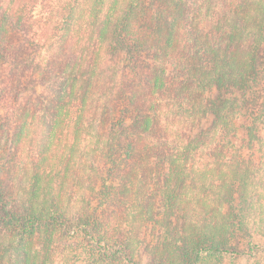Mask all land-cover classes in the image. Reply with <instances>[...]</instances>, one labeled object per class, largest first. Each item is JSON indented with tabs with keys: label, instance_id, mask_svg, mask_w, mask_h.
<instances>
[{
	"label": "trees",
	"instance_id": "16d2710c",
	"mask_svg": "<svg viewBox=\"0 0 264 264\" xmlns=\"http://www.w3.org/2000/svg\"><path fill=\"white\" fill-rule=\"evenodd\" d=\"M263 128L264 0H0V264H238Z\"/></svg>",
	"mask_w": 264,
	"mask_h": 264
},
{
	"label": "rangeland",
	"instance_id": "374dc122",
	"mask_svg": "<svg viewBox=\"0 0 264 264\" xmlns=\"http://www.w3.org/2000/svg\"><path fill=\"white\" fill-rule=\"evenodd\" d=\"M261 135H260V140L257 141L255 143V147H254V152H255V159L257 162L258 167H260V183L258 184L256 190L257 192L260 191V193H256V197L254 196V200L257 201V199L259 201H264V128L261 130ZM243 132L241 130L238 131L236 138L234 137V142L235 144H243ZM220 138L217 135L216 138L213 140V145H219L220 143ZM231 143H229L228 145L230 146ZM229 148V147H228ZM232 148H234L232 146ZM215 150V149H214ZM212 148H207L206 150L200 151V153L198 154L199 156L197 157L199 160H197V166H199V164H203L205 161L207 160H212V159H216L218 161H225L228 158L225 156L222 157H218V150L214 151ZM232 151L230 150V152L228 153V155H231ZM79 158V159H78ZM77 158L78 163H76V168L75 170H79V172L81 173V177L85 176L86 173L84 174L82 169L84 168V166H86V168L88 167L89 161H90V156H86V157H81L79 155V157ZM160 187H161V182H155V184L152 185L150 192H153L155 194V200L158 201V199L160 198ZM82 192L83 189L79 188V186H75V191H74V199H73V209H80V207L83 205V202H81L80 200L82 199ZM258 194V195H257ZM211 202H214L213 198L210 199ZM155 208L159 206V202H153ZM217 203H213V207H218ZM256 210L257 211H253L254 214L256 215V213L259 215L260 210H261V204H256ZM264 208V205H263ZM158 210V209H157ZM118 209V207H108L103 209L102 212V216H104L106 219L107 217L110 216L111 213H121V211ZM200 216L199 219H202L204 217L205 214V209L204 210H200L198 209ZM74 214V213H73ZM189 214H191V211H189ZM112 215V214H111ZM258 215L255 219H259ZM105 219V220H106ZM254 219V220H255ZM259 224V223H257ZM256 227V224L254 225V228ZM158 232V226L153 225V222H150L148 224H146L143 227V230H139L138 233V237L140 238V242H137V246H138V250H134L135 252H137L138 254L136 255V253H134L135 257L137 258H142L141 264H148L149 263V259L147 256H142L140 253V250H142V252H144L146 250L147 245L149 244L151 247L154 245L155 239H156V234ZM253 245L255 246L253 251H251V254H247V255H242L239 260H238V264H263L264 263V236L262 234H258V232H256L254 234L253 237ZM64 245H57V247L55 248V252L54 254H52V263L51 264H72L71 260H69L66 256V254L63 255L64 250H63ZM141 248V249H140ZM246 250H248V247L246 246ZM249 251V250H248ZM141 255V256H140ZM54 258V259H53Z\"/></svg>",
	"mask_w": 264,
	"mask_h": 264
}]
</instances>
